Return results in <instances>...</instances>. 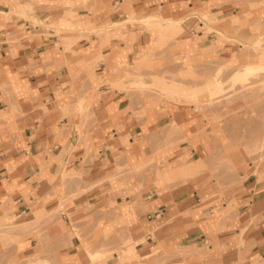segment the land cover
<instances>
[{
  "label": "crops",
  "instance_id": "obj_1",
  "mask_svg": "<svg viewBox=\"0 0 264 264\" xmlns=\"http://www.w3.org/2000/svg\"><path fill=\"white\" fill-rule=\"evenodd\" d=\"M161 54L264 64V0H0V264H264V93L232 127L131 89Z\"/></svg>",
  "mask_w": 264,
  "mask_h": 264
},
{
  "label": "rangeland",
  "instance_id": "obj_2",
  "mask_svg": "<svg viewBox=\"0 0 264 264\" xmlns=\"http://www.w3.org/2000/svg\"><path fill=\"white\" fill-rule=\"evenodd\" d=\"M156 22L159 23L158 28L162 29V22ZM172 62L173 60L168 55H152L149 62L145 63L143 66L146 69H149L150 74L143 76L140 75L139 71L134 72L132 74L133 83L131 84V89L138 90L139 92L151 91L153 93L159 94L160 96H163L164 99L170 98L172 100L185 103L194 101V105L200 110L208 108L212 109L215 112L214 115H212V120L221 123L229 121L232 127L236 126V124L233 123V120H236L237 116H243L245 112L247 113V115L251 117L253 116V102H250L249 100L254 99V95L256 92L262 91L264 93V73L257 72L244 80H239L236 78L238 77V75L242 74V69L244 67L241 70H239L240 68H237V70L231 75L229 79L223 81V70H225V68L227 67L219 66L218 68L220 70L217 68L216 70H218V72L215 70L214 76L208 78L209 81H207V78L198 77V81L202 79L204 80V82L201 86L193 87L192 91L191 87H189L188 85V82L187 85H184L183 82H180L179 84L175 83V78L181 79V81H188L191 78L195 80L196 77H194L193 74L191 75L189 69L187 71L181 70L177 72V74L172 72H164L163 74L158 75V72L155 70L157 67L160 68L163 65ZM182 64L186 65V68H189L188 63L186 64L183 62ZM225 72L226 71H224V73ZM143 78L149 79L151 83H144ZM176 87L178 91L177 93L173 92L174 88ZM181 89L185 90L180 93ZM173 94L179 96L175 98L172 96ZM196 95H207V101L203 103H196ZM239 98L243 100L241 103L233 102L234 99ZM252 120L253 118L248 119L247 121ZM262 123V126L264 127V119H262ZM255 144V147L252 150L246 151V153L256 164L264 161V135ZM5 226L6 229L4 232H2V237L13 242L14 236H12V234L14 232V224L10 223ZM98 255L99 254L95 255L92 259L97 258ZM27 264H35V262L28 261Z\"/></svg>",
  "mask_w": 264,
  "mask_h": 264
},
{
  "label": "bare ground",
  "instance_id": "obj_3",
  "mask_svg": "<svg viewBox=\"0 0 264 264\" xmlns=\"http://www.w3.org/2000/svg\"><path fill=\"white\" fill-rule=\"evenodd\" d=\"M255 59V58H254ZM219 69V68H218ZM220 70V69H219ZM243 72L242 74L238 75V77L236 79H239V80H244L246 78H248L249 76H251L252 74L254 73H257V72H262L264 71V64H258V65H253V64H248L244 66V68L242 69ZM218 72V70H216ZM87 254L88 256L92 259L95 255L97 254H101V256L103 255H106L105 253L103 254L102 252L101 253H95V252H89L87 250Z\"/></svg>",
  "mask_w": 264,
  "mask_h": 264
}]
</instances>
